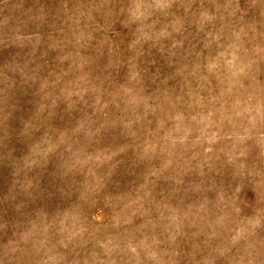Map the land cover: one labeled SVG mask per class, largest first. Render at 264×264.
<instances>
[{"label": "rangeland", "instance_id": "374dc122", "mask_svg": "<svg viewBox=\"0 0 264 264\" xmlns=\"http://www.w3.org/2000/svg\"><path fill=\"white\" fill-rule=\"evenodd\" d=\"M0 264H264V0H0Z\"/></svg>", "mask_w": 264, "mask_h": 264}]
</instances>
